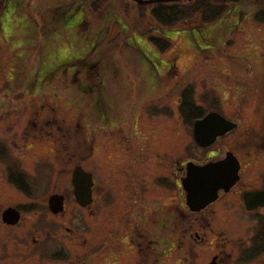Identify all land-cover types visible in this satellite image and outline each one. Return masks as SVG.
Wrapping results in <instances>:
<instances>
[{
  "label": "flooded vegetation",
  "instance_id": "obj_1",
  "mask_svg": "<svg viewBox=\"0 0 264 264\" xmlns=\"http://www.w3.org/2000/svg\"><path fill=\"white\" fill-rule=\"evenodd\" d=\"M14 1L0 0V7L5 8L0 21L2 32L4 17ZM25 1L18 0L16 6L24 5ZM79 23H87V19L82 17ZM234 68V101L228 103L229 110L214 101L211 107L201 110L198 118H193L181 97L177 108L178 129L167 125L166 131H157L151 127L150 118L156 116L165 115L171 122L172 110L165 108L159 115L148 113L150 125H144V129H135L143 115L133 120L132 130L126 129V125L119 129L105 126L99 152L87 135L82 139L86 144L82 150L73 146L78 143L75 133H64L61 129H43L26 140L21 139L23 154L11 150L15 142L0 144V190L15 191L28 200L0 209L3 230L0 262H27L33 257L43 262L44 253L51 248L52 257L57 259L54 263L73 264L72 257L80 250L92 257L93 253H89L92 244L88 242L93 227L103 239L112 234L110 242L105 243V248H109L106 256L116 257L112 264H165L173 254L178 263L192 261L197 250L193 248L191 253L185 243L188 240L195 241L199 247L208 246L203 258L205 264H227L231 259L232 264H264V66L244 67L238 74ZM102 85L104 89L105 84ZM237 93L240 98L235 100ZM196 106L204 108L199 103ZM210 113L223 116L232 123V129L210 146L201 147L194 139V124ZM108 116L107 113V119ZM173 137L176 145L183 144L177 156L156 145V141L163 143L167 138L174 140ZM190 143L197 152L188 154ZM227 158L232 164V187L221 190L215 200L200 208L190 207L184 186L189 166L202 167ZM29 167L40 170L41 177L25 171ZM76 168L92 176L91 200L85 206L74 195L72 181ZM46 170L53 175L55 171L61 174V179L54 180L51 192L52 179L48 172L44 175ZM59 179L64 183L63 190L55 184ZM54 197L63 198V208L58 213L50 209ZM11 209L19 215L15 224L3 221L4 212ZM28 215H31L29 220ZM221 217H225L224 224L232 220L233 233H250L247 239L238 240L235 258L234 247L232 255L226 251L229 241L219 247L220 243L214 244L209 239V234L218 235L214 224L220 223ZM22 244L27 247L26 253L20 248ZM232 246H235L233 241ZM180 252L185 254L184 259L178 256Z\"/></svg>",
  "mask_w": 264,
  "mask_h": 264
},
{
  "label": "rangeland",
  "instance_id": "obj_2",
  "mask_svg": "<svg viewBox=\"0 0 264 264\" xmlns=\"http://www.w3.org/2000/svg\"><path fill=\"white\" fill-rule=\"evenodd\" d=\"M17 2L4 17L3 32L0 31V144L15 142L10 147L16 153L24 150L23 139L43 129L75 133L81 145L73 146L82 150L86 148L82 139L87 135L99 152L101 135L107 126L119 129L126 125V129L132 130L133 120L143 115L135 129H144V125H150L147 114L159 115L165 108L172 110L171 122L165 115L156 116L150 118L151 127L157 131H166L167 125L178 129V101L184 92H191L193 102L204 109L215 102L225 109L234 101L232 67L238 74L244 67L264 66V23L254 18V0L231 3L227 12L210 25L203 26L196 18L160 29L171 44L166 51L158 50L150 40L157 33L150 6H138L131 0H108L95 10L93 0H33L16 6ZM260 2V7L264 6V0ZM0 8L2 14L5 8ZM2 17L3 14L0 21ZM82 17L87 23H79ZM69 23L73 24L68 27ZM147 30L152 34H147ZM239 98L237 93L235 100ZM173 138L163 143L156 141V145L177 156L183 144L176 145ZM196 149L190 143L188 154L197 152ZM29 168L25 171L41 177L40 170ZM48 174L52 179L51 192L54 180L61 174ZM60 179L55 184L63 190ZM24 202L28 200L15 191L0 190V209ZM30 218L28 215L27 220ZM223 220L225 217L214 224L218 235L209 234V239L220 243L219 247L229 241L226 251L232 255L234 247L235 258L238 240L247 239L250 233H233L232 220L225 224ZM90 230L92 239L88 243L93 249L89 253L93 256L80 250L72 257L73 264H112L116 257L105 253L109 249L105 243L110 242L112 234L103 239L99 230ZM181 238L179 234L180 242ZM185 243L191 253L193 248L197 250L192 261L178 263L173 254L165 264H205L208 246L199 247L193 240ZM20 248L24 253L28 251L26 245ZM51 254L52 248L44 253L43 262L33 257L12 264H61L52 262L57 259ZM178 256L184 259L185 254L180 252ZM227 264H232V259Z\"/></svg>",
  "mask_w": 264,
  "mask_h": 264
},
{
  "label": "water",
  "instance_id": "obj_3",
  "mask_svg": "<svg viewBox=\"0 0 264 264\" xmlns=\"http://www.w3.org/2000/svg\"><path fill=\"white\" fill-rule=\"evenodd\" d=\"M141 6H150L160 3H172L180 1L200 0H132ZM232 129V123L217 113H210L202 120L194 124V139L201 147H208L215 140L225 135ZM74 195L78 203L85 206L91 200L92 176L82 168H76L73 174ZM232 164L227 158L223 161L198 167L190 165L188 177L184 183L188 192L190 207L198 205V208L216 199L221 190L228 191L232 187ZM63 208V198H51L50 209L58 213ZM19 219L18 213L8 210L3 215L4 222L15 224ZM14 220V221H13ZM14 222V223H13Z\"/></svg>",
  "mask_w": 264,
  "mask_h": 264
},
{
  "label": "trees",
  "instance_id": "obj_4",
  "mask_svg": "<svg viewBox=\"0 0 264 264\" xmlns=\"http://www.w3.org/2000/svg\"><path fill=\"white\" fill-rule=\"evenodd\" d=\"M107 1L108 0H93V9H99ZM243 2H245V0H200L193 2L180 1L151 5L150 7H153L152 16L156 22L154 26L157 28V33L156 36H151L150 40L153 41L158 50L166 51L171 47V44L170 41L164 37V33H160V29L179 26L196 18L199 19L201 25H210L227 12L231 3L241 4ZM254 2L257 5L254 11V18L264 23V6L260 7L263 1L260 2V0H254ZM72 24L73 23H71V25ZM150 30L145 32L147 34H152L149 33L151 32ZM192 95L193 94L191 92H184L182 94V99L189 109L188 113L191 114L190 116L198 118V116H200L199 113L202 112L204 108H198L196 106V103L193 102Z\"/></svg>",
  "mask_w": 264,
  "mask_h": 264
}]
</instances>
